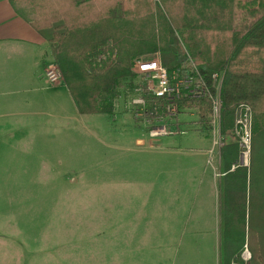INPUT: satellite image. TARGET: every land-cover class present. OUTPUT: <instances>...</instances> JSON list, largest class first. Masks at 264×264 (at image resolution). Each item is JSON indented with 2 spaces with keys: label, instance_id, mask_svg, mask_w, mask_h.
I'll use <instances>...</instances> for the list:
<instances>
[{
  "label": "trees",
  "instance_id": "16d2710c",
  "mask_svg": "<svg viewBox=\"0 0 264 264\" xmlns=\"http://www.w3.org/2000/svg\"><path fill=\"white\" fill-rule=\"evenodd\" d=\"M9 1L51 45L81 114L112 115L125 84L139 87L146 110L157 106L165 115L168 100L155 105L146 82L134 83L135 62L145 54L160 52L169 72L209 87L214 74L222 75L220 264H264V0ZM174 102L196 113L200 130H212L209 96L183 91ZM241 104L253 111L251 165L231 170L241 154L235 137Z\"/></svg>",
  "mask_w": 264,
  "mask_h": 264
},
{
  "label": "rangeland",
  "instance_id": "374dc122",
  "mask_svg": "<svg viewBox=\"0 0 264 264\" xmlns=\"http://www.w3.org/2000/svg\"><path fill=\"white\" fill-rule=\"evenodd\" d=\"M155 54L160 56L156 52L139 58ZM143 82L147 88L146 78L138 76L134 81L137 85ZM139 92V87L124 84L112 115L90 114L85 115L86 120L81 117L87 133L80 128L76 140L74 130L73 136L68 131L57 140L70 138L77 144L48 147V154L39 160L44 176L28 178L24 172L31 173L33 163L38 161L18 157L15 151L10 152L9 163L0 164V170L9 169L22 176L1 180L21 188L13 194H4L0 189V219L72 218L78 222L77 227L72 224L67 228L76 237L77 256L72 258L66 253L62 260H39L40 264H206L205 254H200L201 235L194 233L193 226L195 219L200 218V211L194 206L195 189L200 184L193 181L188 184L189 174L182 170L183 159L179 154H169L166 160H160L152 143L164 138L175 141L173 148L181 150L186 141L193 144L191 149H205L210 142L208 149H217L218 133L214 127L210 132L200 130L196 113L190 109L180 111L178 103H173L178 107L175 120L165 119L155 107L146 110L149 100L140 97ZM176 120L187 130L177 129ZM108 123L110 128L104 126ZM163 123L169 124L166 127L169 132L178 133L150 136L149 130ZM184 132L185 135H179ZM138 138L143 142L138 143ZM105 141L120 142L122 147L112 150L121 155L103 147ZM240 148L242 153L245 147ZM240 161L241 154L237 163ZM209 167L217 180L219 169Z\"/></svg>",
  "mask_w": 264,
  "mask_h": 264
},
{
  "label": "crops",
  "instance_id": "0c3cea01",
  "mask_svg": "<svg viewBox=\"0 0 264 264\" xmlns=\"http://www.w3.org/2000/svg\"><path fill=\"white\" fill-rule=\"evenodd\" d=\"M53 61L49 42L16 13L9 0H0V164L9 163L12 160L10 152L14 151L18 157H31L38 162L33 163L31 173L24 172L28 173L25 174L28 178L44 176L41 175L43 165L39 160L48 154V147L77 144L69 141L70 138L68 141L57 140L58 138H63L68 131H72L73 136L74 130L77 140L80 128L84 134L88 131L81 117L86 120L88 118L85 115L90 114L79 112L63 81H48L45 70ZM175 122L177 129L184 128L179 126L177 120ZM104 126L111 127L109 123ZM231 138L234 136L229 137V140ZM142 140L138 138L137 142L141 143ZM209 143L205 149H191L193 144L186 141V144H180L183 148L179 150L173 148L175 141L162 138V141L152 143V147L159 152L160 160H166L169 154H179L183 159L182 170L189 174L186 179L188 184L191 181L200 184L195 189L197 202L194 206L197 205L200 218L193 223L196 229L194 233L201 235L203 244L200 254H205L206 264H220L219 182L224 174L220 170L222 146L217 149L211 146L212 149H208ZM118 146L122 147L120 142L103 143V147L121 155L112 150ZM109 155L104 153V156ZM17 160L18 158L14 159V162ZM250 165L251 161L247 167ZM209 166L219 169L217 180ZM234 169L232 165L231 170ZM19 177L22 176L16 175L12 170H0L1 192L15 193V189L21 188L19 185L1 180ZM189 208L190 206L188 210ZM194 214L196 215V210ZM191 222L192 219L189 224ZM77 223L72 218L43 221L0 219V264H40L39 260H62L66 253H70L72 258L76 257L78 243L73 230L68 232L67 228L72 227V224L77 227ZM196 224L200 227L196 228ZM214 244H217V248H214Z\"/></svg>",
  "mask_w": 264,
  "mask_h": 264
},
{
  "label": "built area",
  "instance_id": "2783aa9c",
  "mask_svg": "<svg viewBox=\"0 0 264 264\" xmlns=\"http://www.w3.org/2000/svg\"><path fill=\"white\" fill-rule=\"evenodd\" d=\"M134 71L147 79V89L149 93L154 96L156 102H165L168 100L166 108L161 109L165 111L163 117L166 119H174L178 115V107L173 105L174 99L180 97L184 91L186 95L192 98H201L209 96L213 101L212 116V131L213 127L216 133H218V139L216 144L220 147L224 143V138L221 135L220 128V109H221V85L222 75L214 74L211 79V87L202 80V78H190L188 76H178L175 71L169 72V70L162 64L161 57L155 54L154 57H143L136 60L134 65ZM45 75L50 83H57L62 80L61 71L58 68L56 62H51L47 65ZM215 91L212 93L211 89ZM174 98V99H173ZM143 102L142 99H139ZM156 110L158 107L156 106ZM167 123H163L161 126L152 127L149 130L150 136L155 137L157 135H169L176 132H169L166 127ZM252 134H253V111L250 105L241 104L237 110L235 121V137L240 139V145L245 147V150L241 153L240 163L234 164L233 168L239 165L249 166L250 151L252 146ZM239 141V140H238ZM251 257L248 249L245 250L243 258L245 260Z\"/></svg>",
  "mask_w": 264,
  "mask_h": 264
}]
</instances>
